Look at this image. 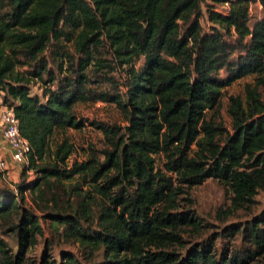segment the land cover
Returning <instances> with one entry per match:
<instances>
[{
    "label": "trees",
    "instance_id": "1",
    "mask_svg": "<svg viewBox=\"0 0 264 264\" xmlns=\"http://www.w3.org/2000/svg\"><path fill=\"white\" fill-rule=\"evenodd\" d=\"M253 2L0 0V104L29 148L17 181L0 186V264H34L40 221L45 247L73 244L80 258L45 249L36 264H264V210L226 225L245 245L216 258L209 242L181 254L200 223L177 209L182 187L206 178L230 194L218 220L250 211L264 189V0L250 21ZM245 76L254 81L244 100L228 96L227 130L208 112ZM97 102L124 123L89 122L99 147L70 159L64 130L83 127L75 109Z\"/></svg>",
    "mask_w": 264,
    "mask_h": 264
},
{
    "label": "rangeland",
    "instance_id": "2",
    "mask_svg": "<svg viewBox=\"0 0 264 264\" xmlns=\"http://www.w3.org/2000/svg\"><path fill=\"white\" fill-rule=\"evenodd\" d=\"M257 3L258 2H253L249 6L250 21L258 17L260 13V7L258 6L259 3ZM204 5L205 3H201L200 5L201 13H203L201 25L206 28L208 24L205 21ZM253 81L252 76H245L223 88L218 106L215 110L208 112V117L212 114L215 117L216 122L227 130H230V120L227 114L228 96H238L241 100H244L243 88L245 85H252ZM29 90L30 94L41 96V88L38 83H31ZM261 98L264 101V90L262 89ZM75 115L78 119L82 120L83 127L79 130H64V135L68 137L75 149L71 154L70 159H82L84 157V151L87 150L88 146L99 147L101 134L99 131L93 129L89 122L124 123L121 116L112 105H105L101 102L92 105L78 106L75 109ZM5 148H7V146ZM7 157L6 150L0 148V160H6ZM154 159L155 165L161 167V164L164 161V155H155ZM8 165L9 164H7L6 170L0 171V186L11 187L12 183L17 181L18 177H15L13 180V178L7 176V171L10 169ZM182 188L183 192L177 195V209H189V212L199 220L200 228L198 229V232L188 231L182 235L183 249L180 250L181 254H184L185 250L190 247L199 248V246L205 242L211 244V250H213L216 258L222 255L228 256L232 251H238L244 248L245 242L241 235L236 233L229 237L225 234L226 231H224V228L226 225L232 223L242 225L244 221L248 220L252 215L264 210V189L258 190L255 194L254 205L250 211H236L226 219L218 220L215 217V214L218 209H225L229 205L230 194L215 178H206L198 184L189 187L183 186ZM40 223L43 229V236L38 238L36 244L31 247L27 253V256L32 262H34V264L38 262L45 249L47 250L46 252H48L56 261L59 260L62 251H68L76 258H80L79 253L73 244H57L50 248L45 247V240L49 237L48 227L45 222L40 221ZM247 263L263 264L262 260L259 258L248 261Z\"/></svg>",
    "mask_w": 264,
    "mask_h": 264
},
{
    "label": "built area",
    "instance_id": "3",
    "mask_svg": "<svg viewBox=\"0 0 264 264\" xmlns=\"http://www.w3.org/2000/svg\"><path fill=\"white\" fill-rule=\"evenodd\" d=\"M255 2H258V0H255ZM258 6L260 7L259 4ZM213 9L218 12H223L226 9V3L216 5ZM0 137L4 140L8 148L9 161L18 165L24 163L26 160V153L29 149L28 143L18 131L17 120L13 114L12 109L4 105H1L0 107ZM6 169V160H0V171Z\"/></svg>",
    "mask_w": 264,
    "mask_h": 264
},
{
    "label": "crops",
    "instance_id": "4",
    "mask_svg": "<svg viewBox=\"0 0 264 264\" xmlns=\"http://www.w3.org/2000/svg\"><path fill=\"white\" fill-rule=\"evenodd\" d=\"M0 107H1V104H0ZM5 142L4 140L0 137V148L2 150H6V156H8V149L5 148ZM7 164H9V170L7 171V176L10 177V178H13V180L15 179V177H17V173L19 171V168L20 166L16 163H11L9 160H8V157H7Z\"/></svg>",
    "mask_w": 264,
    "mask_h": 264
}]
</instances>
